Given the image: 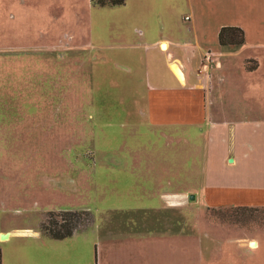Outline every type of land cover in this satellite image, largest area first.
Listing matches in <instances>:
<instances>
[{
  "label": "rangeland",
  "instance_id": "rangeland-1",
  "mask_svg": "<svg viewBox=\"0 0 264 264\" xmlns=\"http://www.w3.org/2000/svg\"><path fill=\"white\" fill-rule=\"evenodd\" d=\"M181 1L146 22L110 1L0 0V264H264V158L226 163L229 142L213 156L207 127L170 143L140 124L145 107L131 109L139 80L124 45L136 30L192 26ZM259 133L249 143L264 153ZM151 152V166L176 163L173 187L189 180L185 206L127 191L120 165L141 168ZM80 210L93 219L83 234H41L48 211Z\"/></svg>",
  "mask_w": 264,
  "mask_h": 264
},
{
  "label": "crops",
  "instance_id": "crops-1",
  "mask_svg": "<svg viewBox=\"0 0 264 264\" xmlns=\"http://www.w3.org/2000/svg\"><path fill=\"white\" fill-rule=\"evenodd\" d=\"M178 1L125 0L121 6H127L131 15L147 22L148 16L162 19L168 11L171 15ZM160 3L164 4L159 6ZM180 5L188 8L192 26L160 24V31L139 33L136 30L137 42L124 45L125 50L136 54L131 60L134 78L139 80L136 84L139 89L129 93L134 97L131 109L145 107V120L139 123L149 131L163 134L170 143L181 138L182 144H190L192 139L186 137H191L190 133L197 128L207 127L203 138L206 149L214 145L213 156H220L216 153L217 146L229 142L231 153L226 155V163L231 159L234 160L232 165L237 166L238 155L241 162L255 164L264 158L262 147L249 143L252 134L264 127L261 101L264 95V0H186V4L181 1ZM245 6L247 8H243ZM223 27L240 28L244 32V43L221 46L218 36ZM162 44L168 46L166 50L162 49ZM144 75L145 88L141 84ZM212 118L215 120L211 126L208 119ZM178 131L182 136L172 135ZM151 155L152 152L144 155L148 162L141 168L129 170L128 163L120 165V169L126 170L124 175L134 178V184L129 185L127 191L156 194L162 202L159 210L185 206L192 189L189 180L184 185L183 174L176 176L178 187H173L175 176L171 174L174 170L171 164L176 163L172 158L164 160L159 155L161 165L172 170L151 166ZM200 195L203 198V190ZM148 236L145 231L143 240L152 238ZM163 236L154 235L153 239L164 240Z\"/></svg>",
  "mask_w": 264,
  "mask_h": 264
},
{
  "label": "trees",
  "instance_id": "trees-1",
  "mask_svg": "<svg viewBox=\"0 0 264 264\" xmlns=\"http://www.w3.org/2000/svg\"><path fill=\"white\" fill-rule=\"evenodd\" d=\"M101 5L110 1L112 5L121 6L125 0H99ZM221 46H239L245 41L244 32L238 27H223L218 36ZM47 217L40 224L41 234L48 239L61 240L76 233H81L93 224V219L88 211H48ZM58 219H62V223ZM81 221H88V225L79 229Z\"/></svg>",
  "mask_w": 264,
  "mask_h": 264
},
{
  "label": "bare ground",
  "instance_id": "bare-ground-1",
  "mask_svg": "<svg viewBox=\"0 0 264 264\" xmlns=\"http://www.w3.org/2000/svg\"><path fill=\"white\" fill-rule=\"evenodd\" d=\"M167 45L166 44H162V49L166 50L167 49ZM174 71L177 72L178 70L176 69V67H174ZM256 248V247H255Z\"/></svg>",
  "mask_w": 264,
  "mask_h": 264
},
{
  "label": "built area",
  "instance_id": "built-area-1",
  "mask_svg": "<svg viewBox=\"0 0 264 264\" xmlns=\"http://www.w3.org/2000/svg\"><path fill=\"white\" fill-rule=\"evenodd\" d=\"M185 20H188V17L187 16L185 17Z\"/></svg>",
  "mask_w": 264,
  "mask_h": 264
},
{
  "label": "water",
  "instance_id": "water-1",
  "mask_svg": "<svg viewBox=\"0 0 264 264\" xmlns=\"http://www.w3.org/2000/svg\"><path fill=\"white\" fill-rule=\"evenodd\" d=\"M5 236V235H4ZM254 245V244H253Z\"/></svg>",
  "mask_w": 264,
  "mask_h": 264
}]
</instances>
